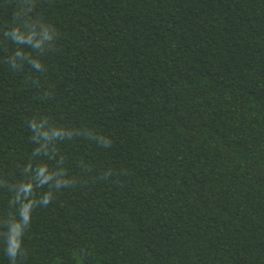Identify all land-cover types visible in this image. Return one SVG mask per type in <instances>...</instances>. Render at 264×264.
<instances>
[{
  "label": "trees",
  "instance_id": "obj_1",
  "mask_svg": "<svg viewBox=\"0 0 264 264\" xmlns=\"http://www.w3.org/2000/svg\"><path fill=\"white\" fill-rule=\"evenodd\" d=\"M0 264H264V0H0Z\"/></svg>",
  "mask_w": 264,
  "mask_h": 264
}]
</instances>
